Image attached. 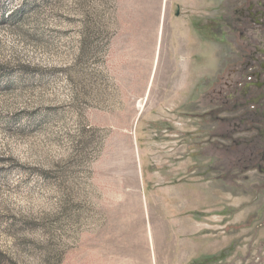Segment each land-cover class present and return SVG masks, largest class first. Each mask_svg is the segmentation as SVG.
<instances>
[{
	"label": "rangeland",
	"instance_id": "374dc122",
	"mask_svg": "<svg viewBox=\"0 0 264 264\" xmlns=\"http://www.w3.org/2000/svg\"><path fill=\"white\" fill-rule=\"evenodd\" d=\"M234 1L0 0V264H264Z\"/></svg>",
	"mask_w": 264,
	"mask_h": 264
},
{
	"label": "flooded vegetation",
	"instance_id": "af4514ba",
	"mask_svg": "<svg viewBox=\"0 0 264 264\" xmlns=\"http://www.w3.org/2000/svg\"><path fill=\"white\" fill-rule=\"evenodd\" d=\"M231 13L230 32L235 56L228 68L223 89L225 106L241 111L243 136L238 159L246 171L264 174V0H236ZM232 42V41H231ZM239 86V88H238ZM238 98V99H237ZM237 100V102H233ZM236 129V127H235ZM232 141V140H231Z\"/></svg>",
	"mask_w": 264,
	"mask_h": 264
}]
</instances>
